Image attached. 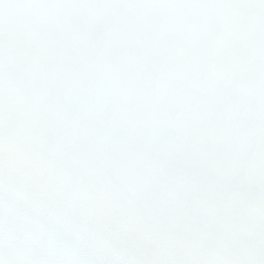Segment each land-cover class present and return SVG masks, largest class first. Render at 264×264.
<instances>
[{
  "label": "snow or ice",
  "instance_id": "1",
  "mask_svg": "<svg viewBox=\"0 0 264 264\" xmlns=\"http://www.w3.org/2000/svg\"><path fill=\"white\" fill-rule=\"evenodd\" d=\"M0 264H264V0H0Z\"/></svg>",
  "mask_w": 264,
  "mask_h": 264
}]
</instances>
